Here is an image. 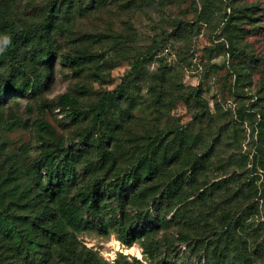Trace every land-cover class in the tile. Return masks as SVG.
Here are the masks:
<instances>
[{
    "label": "rangeland",
    "instance_id": "1",
    "mask_svg": "<svg viewBox=\"0 0 264 264\" xmlns=\"http://www.w3.org/2000/svg\"><path fill=\"white\" fill-rule=\"evenodd\" d=\"M260 6L264 0H0V44L13 38L6 25L25 35L17 40L19 64H0L1 81L40 85L34 95L11 92L1 100V169L17 171L24 159L30 164L46 152V137L57 153L61 144L78 154L69 168L89 181L126 173L145 153L157 159L154 167L172 173L206 157L198 175L203 189L236 173L247 181L255 174L240 156L254 149L264 113ZM67 54L82 63L67 64ZM100 139L106 143L95 142ZM238 188L228 186L225 200L216 192L198 202L195 213L205 225L213 215L216 221L217 213L237 205ZM257 206L246 217L259 252L243 247L239 256L232 244L227 264H264L262 201ZM78 237L99 264H149L140 244L128 248L116 232ZM201 256L197 264H204Z\"/></svg>",
    "mask_w": 264,
    "mask_h": 264
},
{
    "label": "trees",
    "instance_id": "2",
    "mask_svg": "<svg viewBox=\"0 0 264 264\" xmlns=\"http://www.w3.org/2000/svg\"><path fill=\"white\" fill-rule=\"evenodd\" d=\"M6 26L13 38L7 50L0 53V64L17 65V40L25 36L24 31ZM227 42L228 53L234 59V41L228 37ZM82 59L69 54L63 57L74 66H79ZM260 65L264 66L262 57ZM39 86L36 82L29 88L16 86L10 79L1 81L0 76V104L6 94L34 95ZM117 91L106 94L99 108L105 109ZM62 102L67 106L69 97H62ZM260 115L254 149L240 156L250 166L247 173L255 175L240 183L236 178L240 174L236 173L216 182L210 190L203 189L198 177L206 157L191 158L190 165L172 173L160 165L154 167L157 159L145 153L126 173L93 176L89 181L69 168L80 158L78 154L61 144L57 153L43 137L46 152L30 164L25 159L18 161L17 168L21 169L7 173L0 167V264H99L92 250L85 246L81 249L78 237L94 230L107 235L116 232L128 248L140 244L149 264H197L200 253V263L227 264L232 244L239 249V256L247 250L259 252L258 240L247 235L253 223L246 216L258 207V202L262 201L264 207V113ZM173 133L176 131L169 134ZM95 142L106 143L102 139ZM84 181L86 185L79 187ZM234 184L243 192L237 205L217 213L216 221L213 215L205 225L195 213L196 205L208 202L216 192L225 200L228 186ZM134 261L142 264L138 259ZM114 264H120V260Z\"/></svg>",
    "mask_w": 264,
    "mask_h": 264
},
{
    "label": "clouds",
    "instance_id": "3",
    "mask_svg": "<svg viewBox=\"0 0 264 264\" xmlns=\"http://www.w3.org/2000/svg\"><path fill=\"white\" fill-rule=\"evenodd\" d=\"M10 43L7 37L4 38L2 44H0V52L4 51V48Z\"/></svg>",
    "mask_w": 264,
    "mask_h": 264
}]
</instances>
